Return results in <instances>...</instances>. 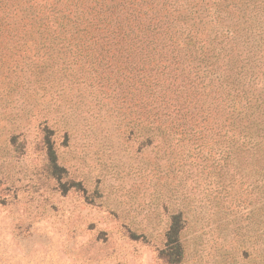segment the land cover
Segmentation results:
<instances>
[{"label":"rangeland","instance_id":"obj_1","mask_svg":"<svg viewBox=\"0 0 264 264\" xmlns=\"http://www.w3.org/2000/svg\"><path fill=\"white\" fill-rule=\"evenodd\" d=\"M205 1L222 95L165 111L139 48L0 0V264H264V0Z\"/></svg>","mask_w":264,"mask_h":264},{"label":"trees","instance_id":"obj_2","mask_svg":"<svg viewBox=\"0 0 264 264\" xmlns=\"http://www.w3.org/2000/svg\"><path fill=\"white\" fill-rule=\"evenodd\" d=\"M61 3L60 19L52 18V26L56 29L111 34L130 49L139 48L143 64L140 71L144 72L141 79L148 81L146 86L149 87L153 81L158 85V76H162L160 91L163 96L160 100H152L156 103L162 101L165 111L171 109V96L174 94L177 98L180 95L186 97L183 106L188 109L192 104L194 108H201L202 105L196 104L204 96L214 94L218 97L222 93L216 94L219 87L211 85L212 82L221 83L222 70L218 61L221 50L214 45V41L223 35L221 13L215 23L210 19L208 40H202L196 33L200 28L195 31L194 24H190L197 13L204 16L203 19L219 13L217 3L212 5L215 8L213 14H209L205 0H197L195 6L192 0H62ZM189 98L195 101L189 102ZM179 231L174 221L168 237L176 245L178 255L181 245L178 239L173 238Z\"/></svg>","mask_w":264,"mask_h":264}]
</instances>
